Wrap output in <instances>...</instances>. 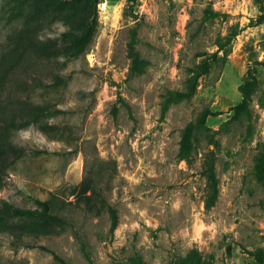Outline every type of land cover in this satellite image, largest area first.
Masks as SVG:
<instances>
[{
    "label": "rangeland",
    "instance_id": "374dc122",
    "mask_svg": "<svg viewBox=\"0 0 264 264\" xmlns=\"http://www.w3.org/2000/svg\"><path fill=\"white\" fill-rule=\"evenodd\" d=\"M0 147V264H264V0H0Z\"/></svg>",
    "mask_w": 264,
    "mask_h": 264
},
{
    "label": "trees",
    "instance_id": "16d2710c",
    "mask_svg": "<svg viewBox=\"0 0 264 264\" xmlns=\"http://www.w3.org/2000/svg\"><path fill=\"white\" fill-rule=\"evenodd\" d=\"M98 26V18L95 16L92 21L86 25L84 30L76 36L74 39L72 46L76 52V54L83 53L88 45L92 42ZM130 54L133 57V66H136L138 63V53L136 52L135 42L132 41L129 46ZM0 154H2V147H0ZM95 192L101 196H103V190L101 192ZM104 197V196H103ZM40 208H19L16 207L12 210L11 215L16 216L19 218H38V219H50V220H57L62 221L63 216H61L59 210L55 209L51 205L46 202H39ZM1 213L5 216L9 215V208L1 207ZM116 227V216L114 217L113 227Z\"/></svg>",
    "mask_w": 264,
    "mask_h": 264
}]
</instances>
